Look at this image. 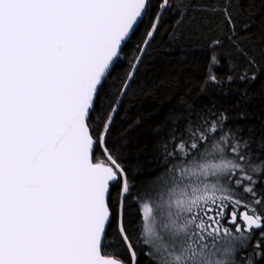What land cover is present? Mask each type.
I'll return each mask as SVG.
<instances>
[{
  "label": "snow or ice",
  "instance_id": "obj_1",
  "mask_svg": "<svg viewBox=\"0 0 264 264\" xmlns=\"http://www.w3.org/2000/svg\"><path fill=\"white\" fill-rule=\"evenodd\" d=\"M0 264H264V0H0Z\"/></svg>",
  "mask_w": 264,
  "mask_h": 264
},
{
  "label": "trees",
  "instance_id": "obj_2",
  "mask_svg": "<svg viewBox=\"0 0 264 264\" xmlns=\"http://www.w3.org/2000/svg\"><path fill=\"white\" fill-rule=\"evenodd\" d=\"M172 23L171 18H169V25ZM216 25V20H212L210 26H215ZM167 27V26H166ZM222 27V26H221ZM215 34V33H213ZM205 36H207V33H205ZM165 42L167 41V36H164ZM205 43L204 37L197 38L193 36L189 41L188 44L192 48H196L197 51L194 52L192 55L196 57V59L193 61L192 67H190L187 71L188 74L193 78L192 79V94L195 96L197 95L196 88L199 85V81L201 77L203 76V65L207 62V54L201 52V48ZM188 49H186L187 51ZM178 55V53H177ZM227 56V53L224 54ZM229 73V68H228V63L223 64V66L218 70V75L221 78H224L228 75ZM220 92V89H214V90H209L207 93L204 95H218ZM259 99V98H257ZM157 103L163 104V101H158ZM139 114V109L133 105H128L127 106V111H121L119 117L116 118L115 120V127L112 130V139L113 142L116 144L121 143V138L122 134L124 133H133V140L138 139L140 136H142V132H137L135 128L129 129V125L132 123L133 120L138 116ZM147 119H158L159 117L156 116L154 113L150 114ZM123 159L127 160L130 165H135L137 163V160L142 164V169L140 172L137 173V175L143 180L146 179L150 173L152 168L155 166L154 162L150 160V155L149 154H141L137 150V146L135 143L130 142L128 146L123 150ZM132 215L135 216L137 209L133 208L132 210ZM139 222L137 224L132 225L133 230L138 231Z\"/></svg>",
  "mask_w": 264,
  "mask_h": 264
}]
</instances>
